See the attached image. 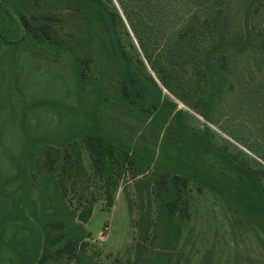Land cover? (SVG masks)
I'll use <instances>...</instances> for the list:
<instances>
[{
	"label": "rangeland",
	"instance_id": "obj_1",
	"mask_svg": "<svg viewBox=\"0 0 264 264\" xmlns=\"http://www.w3.org/2000/svg\"><path fill=\"white\" fill-rule=\"evenodd\" d=\"M33 1L44 15L43 29L50 31V38L44 35L42 39L67 44L78 39L79 20L65 1ZM3 8L15 17L10 2L0 0L1 19L9 16ZM14 35L0 39V186L4 187L0 208L5 205L11 209L20 194L16 164L22 161L20 153L26 133L47 137L75 132L85 116L72 115L69 108L79 110L83 104L91 105L98 99L94 89L76 87L66 54L44 52ZM134 44L145 65L146 71L141 72L151 75L161 91L164 103L158 104L155 111L143 110L121 93V72L113 70L97 47L85 45L80 49L81 57L88 63L81 72L96 80L103 90L98 115L104 131L117 134L136 153L132 164L120 168L113 204L109 206L104 181L94 169L83 137L75 139L72 148L80 164L61 190L68 206L78 212L88 205L92 207L83 223L86 253L92 257L88 264H264L263 220L227 195L235 191L234 181L240 169L216 151L224 149L235 156L250 173L260 171L264 184V108L254 106L253 101H241L239 85L234 80L233 90L211 107L206 120L202 106H195L199 90L189 91L196 80L191 64L186 65V71H179L180 78L172 79L168 89L150 69L135 40ZM249 61L239 62L235 71L247 73ZM258 75L262 84L264 74ZM184 79L189 83H184ZM139 94L141 99L152 98L144 86L139 87ZM63 110H68L73 122ZM47 147L42 144L32 161L30 174L35 178L49 167L44 155ZM53 156L58 173L62 152ZM193 158L199 164V176L196 179L180 175L181 204L166 226L160 203L170 175L168 166L173 163L191 172ZM215 170L230 181L219 177ZM44 190V185L37 184L30 195L39 203ZM7 192L11 196L5 199ZM10 216L13 219L10 218L0 243V264L14 262L12 244L5 240L29 235L24 223L14 213ZM47 263L77 264L66 254L51 256Z\"/></svg>",
	"mask_w": 264,
	"mask_h": 264
},
{
	"label": "trees",
	"instance_id": "obj_2",
	"mask_svg": "<svg viewBox=\"0 0 264 264\" xmlns=\"http://www.w3.org/2000/svg\"><path fill=\"white\" fill-rule=\"evenodd\" d=\"M6 1L14 7L15 17L3 8L10 18H0V39L6 40L8 34H15L36 49L66 54L70 58L76 87L88 86V91L94 89L98 97L94 104H83L79 110L68 107L72 115L85 116L77 131L47 137L26 133L20 153L22 161L18 160L16 164L15 178L20 179V194L15 200L11 197L14 209L5 205L0 208V243L4 241L3 234L13 213L29 233L18 240H5L12 244L13 264H49L51 256L62 254L77 264L91 261L92 257L86 253L87 233L83 223L88 220L92 207L88 205L78 212L68 206L61 190L80 164L79 156L72 148L77 137H83L94 169L104 181L109 206L113 204L120 168L132 164L136 154L117 134L103 129L98 115L103 90L96 80L86 78L81 72L88 66L80 55V49L85 45L97 47L113 70L121 72L124 82L121 93L143 110L155 111L158 104L164 102L153 77L141 72L146 69L134 40L150 69L168 89H171L172 79L180 78L179 71H186V65L191 64L196 80L189 91L199 90L195 106H202L206 120L211 107L227 91L233 90L234 80L239 85L241 101H253L254 106L264 108V80L261 84L258 75L264 74V0H63L81 26L80 36L73 44L48 43L42 39L44 35L49 39L50 31L43 29L44 15L33 0ZM4 21L7 27H4ZM247 60H250L247 73L235 71L239 62ZM184 83L189 80L184 79ZM140 86L146 87L152 98L141 99ZM62 113L73 122L68 110ZM233 136L245 145L236 133ZM42 144L48 146L44 155H47L45 164L49 167L35 178L30 174V168ZM216 151L240 169L238 179L234 181L235 191L227 195L243 209L257 213L264 226V184L258 175L260 171L250 173L235 156L224 149L216 148ZM57 152H62L58 173L54 169L53 156ZM191 165V172L173 163L168 166L170 175L166 178L165 195L160 203L166 226L181 204L180 175L196 179L199 176V164L194 158ZM208 167L214 170L212 166ZM216 173L226 182L230 181L223 173ZM37 184L45 187L39 203L30 195V190ZM3 189L0 186V192ZM4 195L5 199L10 198L11 192Z\"/></svg>",
	"mask_w": 264,
	"mask_h": 264
}]
</instances>
